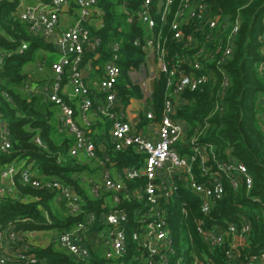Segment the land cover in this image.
<instances>
[{
	"label": "trees",
	"instance_id": "trees-1",
	"mask_svg": "<svg viewBox=\"0 0 264 264\" xmlns=\"http://www.w3.org/2000/svg\"><path fill=\"white\" fill-rule=\"evenodd\" d=\"M37 1V0H35ZM48 3L50 0H41ZM213 12L240 19L239 31L233 38V51L218 66L216 60L204 62L203 72L211 69L212 78L196 90L186 89L181 96L173 118L186 126L185 139L189 142L196 135V145L201 146L213 169L203 170L199 157L193 163V172L201 183L212 184L213 178L222 175L224 194L213 200L211 210L204 216L201 211V197L183 180H177L178 190L169 200H161L162 210L170 227L173 252H169V264H249L254 256L264 251V0H209ZM20 0H2L0 2V50L5 53L0 62V110L7 122L12 148L9 152L0 150V168L22 162V168L30 165L32 173L43 182L57 180L72 189L82 198L81 210L71 213L64 200H58L59 189L44 186L33 187L23 183L21 174L15 175L13 192L0 196V226L14 224L18 230L29 232L24 236L29 242L31 233L41 230H55L58 236L74 231L80 235V223L86 224L85 244L89 247V264H108L102 250L89 234L107 230V213L115 208L112 199L114 192L101 190L99 196L91 191L90 180H100L104 164L112 172H120L124 167H141L143 155L134 147L116 150L111 137L113 121L100 113L92 111L96 118L89 124L81 118V97L69 99L61 95L73 106L77 123L85 129L96 144V158L85 154L74 156L71 148L75 137L66 129H61L58 117L59 106L48 99L45 89L50 88L55 74L50 65L59 54L53 42L31 30L30 23L18 17L16 11ZM122 12L138 7L134 0H117ZM116 4L112 0H98L97 6L104 11L101 27L88 22L93 36L101 38V47L96 53L86 50L85 59H92L95 65L111 57V44L120 42L119 65L121 77L116 84L117 96L124 110L132 99L143 96L142 88L133 82L130 71L139 68L145 62V51L134 41L143 39L144 29L135 19L133 23L119 19L115 12ZM70 5L79 6L76 0ZM80 7V6H79ZM117 20V21H116ZM229 32V29L227 30ZM169 38L167 61L177 60L182 53L191 54L192 50H181L176 41H171V32L166 29ZM26 43L27 48L19 53L18 47ZM216 52V48L208 52ZM221 51L218 53V57ZM216 57V58H218ZM219 59V58H218ZM38 62H49L45 71L36 72L28 66ZM85 63V62H84ZM186 71H194L185 64ZM196 73H199L198 71ZM69 73L63 76V84L68 83ZM224 79H226V84ZM88 96L94 100L104 94L91 84L89 77ZM166 78L163 75L154 82L153 94L149 104L158 114L167 92ZM96 109V104L93 106ZM140 125L147 123L146 114L141 115ZM40 138L41 143L36 141ZM192 146L178 145L181 153H192ZM215 157L216 160H212ZM244 163L252 177V186L248 188L245 178L235 188L230 177L217 168L228 162ZM207 163V165H208ZM100 177V178H99ZM99 178V179H98ZM128 181L133 187L143 184ZM122 201L117 207L124 208L129 214L128 245L129 253L124 257L125 264H134L135 255H141V247L133 240L131 233L140 227L137 218L146 209L143 202L129 201L124 192H119ZM186 207L189 213L183 212ZM93 217V220H91ZM204 217L205 227L222 233L224 242L210 246L197 231L196 220ZM234 223L239 233L244 224L249 230L244 233L245 242L234 250L232 257L227 256L230 248L231 233L229 224ZM36 235V234H35ZM30 253L36 262L30 264H82L80 259L64 248L57 237L45 245L30 242Z\"/></svg>",
	"mask_w": 264,
	"mask_h": 264
},
{
	"label": "built area",
	"instance_id": "built-area-1",
	"mask_svg": "<svg viewBox=\"0 0 264 264\" xmlns=\"http://www.w3.org/2000/svg\"><path fill=\"white\" fill-rule=\"evenodd\" d=\"M2 0H0L1 2ZM139 2L138 7L126 10L127 22L133 23L136 19L141 22L144 29L143 39H136L134 44L141 46L145 51V62L139 68L130 71L133 82L138 83L143 92L141 99L145 106L136 118H127L125 111L120 110L122 105L116 92V84L121 77L122 70L119 65L121 44L115 41L111 44V57L105 63L104 75L97 83V88L104 94L100 99H92L88 96L89 77L93 60L85 59L86 50L100 55L101 38L93 36L86 23L92 24L93 18L100 19L104 11L97 4L98 0H76L81 8L80 18L68 28L60 25L59 19L65 6L70 5V0H50L48 3L41 0L32 3L29 0H20L16 14L24 21H28L31 30L41 34L49 42L58 47L59 57L51 63L50 67L55 74L54 83L45 89L48 99L55 102L60 109L59 120L61 129H66L75 137L71 154L77 156L85 154L89 158H96L97 148L94 140L86 134L76 120L73 106L65 99L63 90V76L69 73L68 83L71 88L72 99L81 97V118L89 124V113L94 111L109 117L113 121L111 137L116 150H124L134 147L143 155L141 167H124L115 174L106 166L108 156L99 160L104 167L101 179L90 180L91 191L99 196L101 190L113 191L115 208L107 213L105 221L109 225L107 230L100 232L105 246V257L111 262L108 264H125L124 257L129 253L128 227L129 214L124 208L117 207L122 198L119 192H124L129 201L143 202L145 210L137 221L140 227L131 233L133 240L137 241L141 255H135L134 264H169V252H173L170 227L161 206V200H169L178 190L177 180H185L189 187L201 197V211L208 215L213 200L219 199L224 194L223 177L217 175L212 184L201 183L193 172V163L199 157L207 173L214 167L208 163L209 157L204 149L196 145L197 136L194 135L188 142L185 139L186 126L173 118L182 94L186 89L196 90L212 78L211 69L203 72L204 62L216 60L218 66L226 56L233 51V38L239 31L240 19L235 20L231 16L220 12H213L209 0H134ZM166 29L171 32V41H176L181 50H192L191 54L182 53L177 60L167 61L169 52V38L165 34ZM229 29V32L227 30ZM216 48V52H208V49ZM27 48L24 43L18 47L22 53ZM221 55L218 57V53ZM5 53L0 50V62ZM218 57V58H216ZM151 59V62H149ZM85 62V63H84ZM187 64L194 71L184 69ZM264 64L261 65V68ZM146 70V71H145ZM199 73H196V72ZM135 73V74H134ZM142 73L141 77L137 74ZM166 78L167 92L164 103L158 114L157 109L149 104L153 89L151 81L162 76ZM226 84V79H224ZM65 95V94H64ZM264 103V95L262 96ZM96 104V109L93 106ZM146 114L148 123L145 132H140L138 124L142 114ZM36 141L41 143L40 138ZM192 146V153H181L178 145ZM12 148L10 131L6 120L0 110V150L9 152ZM212 160H216L212 157ZM208 163V165H207ZM218 170H223L226 177L231 178L235 188L240 180L245 178L248 188L252 186V177L248 167L237 161L217 164ZM20 173L23 183L33 187L44 186L59 189L58 200H64L71 213L81 210L82 198L72 189L60 184L57 180L43 182L32 173L30 165L17 170L14 164H9L0 170V196L13 192L15 175ZM143 178V184L133 187L127 185L128 181L137 182ZM183 212L189 213L186 207ZM93 220V217L92 219ZM196 228L211 247L221 244L225 238L222 233L209 230L205 227L204 217L196 220ZM86 224L80 223V235L74 231L59 234V243L69 252L75 255L82 264H89L91 253L85 244ZM231 233L230 248L227 256L232 257L234 250L244 244V233L249 230V225L244 224L239 233L236 224H229ZM29 232L18 230L14 224L6 227L0 226V264H30L36 262L34 254L30 253V242L24 238ZM32 234V233H31ZM33 235V234H32ZM196 264H199L196 261ZM249 264H264V251L254 256Z\"/></svg>",
	"mask_w": 264,
	"mask_h": 264
},
{
	"label": "rangeland",
	"instance_id": "rangeland-1",
	"mask_svg": "<svg viewBox=\"0 0 264 264\" xmlns=\"http://www.w3.org/2000/svg\"><path fill=\"white\" fill-rule=\"evenodd\" d=\"M112 1L115 4L117 3V0H112ZM114 9H115V12L117 13V15L120 16L119 19H121V20L124 19L123 21H125L126 20V13L122 12L123 10L121 9V7H119L116 4V7H114ZM80 15H81V8L79 6L71 5V12L70 13L65 14V15H60V19H59L60 25L62 26V28L66 29L70 25H73L80 18ZM99 22H100V19L93 18L91 25L97 27L99 25ZM140 25H141V27H143L141 22H140ZM100 63L102 65V67L104 68L105 62L103 60H101ZM48 65H49V62H45V64L43 62H38L36 65L32 64V65L28 66V68H30V69L34 68L36 72H42V71H45L47 69ZM23 165L24 164L22 162L14 163V166L17 170H20ZM0 170H1V168H0ZM35 234L36 235L31 234L29 242H32L33 244L40 245V246H45V245L49 244L53 240V237H56V235H57L55 230H52V229L41 230V231L36 232ZM89 236H90V239L94 240L93 242H95L100 248H102L103 251H105V246H104V243L102 241L100 232L91 233V234H89Z\"/></svg>",
	"mask_w": 264,
	"mask_h": 264
},
{
	"label": "crops",
	"instance_id": "crops-1",
	"mask_svg": "<svg viewBox=\"0 0 264 264\" xmlns=\"http://www.w3.org/2000/svg\"><path fill=\"white\" fill-rule=\"evenodd\" d=\"M29 1L32 3L37 2L35 0H29ZM70 12H71V5H69L66 9H63V12L61 13V15H65V14H68ZM56 47H57V45H56ZM57 49H58V47H57ZM57 52L59 54L58 50H57ZM98 57L99 56H97L96 58H98ZM90 67H91V70L88 71L89 72V79L91 81V84H94L95 86H97V83L99 82V80L104 75L105 67L102 69H99V65H95V63H93L92 66H90ZM142 75H143L142 73L137 74L138 77H141ZM62 87H63L62 91L64 92L65 95H68L69 97H73L71 95V88H70L69 84H63ZM144 106H145V103L141 98L132 99L131 102L124 109L127 118H129V119L136 118L138 116V114H140V112H142L141 110L143 109ZM59 114H60V109L58 112V117H59ZM141 114H143V113H141ZM89 118L92 122H94L96 115L91 111L89 113ZM147 123L141 126L140 122H139L138 129L140 132L143 133L147 130V129H145L146 127H144L147 125ZM32 234L35 235V233H32Z\"/></svg>",
	"mask_w": 264,
	"mask_h": 264
},
{
	"label": "water",
	"instance_id": "water-1",
	"mask_svg": "<svg viewBox=\"0 0 264 264\" xmlns=\"http://www.w3.org/2000/svg\"><path fill=\"white\" fill-rule=\"evenodd\" d=\"M68 6H65L64 9H66ZM144 51H147V47H144ZM149 62H151V59H149ZM154 87V81H151V88L153 89ZM35 233V232H33Z\"/></svg>",
	"mask_w": 264,
	"mask_h": 264
}]
</instances>
